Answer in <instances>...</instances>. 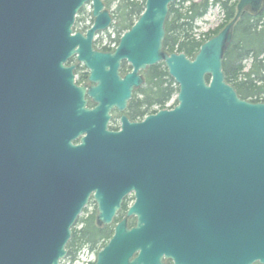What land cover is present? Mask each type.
I'll return each mask as SVG.
<instances>
[{"label": "water", "instance_id": "1", "mask_svg": "<svg viewBox=\"0 0 264 264\" xmlns=\"http://www.w3.org/2000/svg\"><path fill=\"white\" fill-rule=\"evenodd\" d=\"M176 1L145 0L116 50L101 53L95 37L113 23L103 0H0V264H61L92 193L110 225L132 190L127 218L138 225L120 223L95 264H264V103L242 100L223 64L238 21L264 0H240L194 59L164 51ZM88 4L94 24L74 34ZM75 56L89 89L64 65ZM159 63L178 104L109 131L111 112Z\"/></svg>", "mask_w": 264, "mask_h": 264}, {"label": "trees", "instance_id": "2", "mask_svg": "<svg viewBox=\"0 0 264 264\" xmlns=\"http://www.w3.org/2000/svg\"><path fill=\"white\" fill-rule=\"evenodd\" d=\"M238 2L239 0H199L198 2L177 0L170 6L166 21L164 50L169 54L183 53L188 58H195L201 46L217 36L235 18ZM104 3L112 12V29L117 33L119 44L124 33L132 28L145 11V0L142 2L104 0ZM215 6L223 10L225 24L206 34L201 40L194 39L192 32L195 23L203 19L211 7ZM82 13L83 11L80 14ZM80 21L78 19V22ZM77 25L78 23L76 28H78ZM102 50L111 51L106 47ZM247 61H251L248 70L245 66ZM223 64L226 82L236 90L242 100L264 103V9L257 16L247 13L239 20L235 26L233 41L225 53ZM143 75L146 79L144 91L147 92L150 87L152 97V102L146 108L153 109L154 113L168 108L170 102L178 95L179 87L170 77L165 65L163 63L155 65L143 72ZM175 104L177 105V101ZM113 235V227L99 228L94 224V216L85 217L84 215L72 229V239L67 246L66 260L74 261L84 247L99 252Z\"/></svg>", "mask_w": 264, "mask_h": 264}, {"label": "flooded vegetation", "instance_id": "3", "mask_svg": "<svg viewBox=\"0 0 264 264\" xmlns=\"http://www.w3.org/2000/svg\"><path fill=\"white\" fill-rule=\"evenodd\" d=\"M76 33H81L83 35H86L87 30L85 31H75ZM94 40L93 46L94 50L101 53H111V51H103L102 46L100 45V41ZM111 46L114 45L115 40L111 41ZM66 68L74 67V75L76 77L75 83L79 87H86L87 89L91 88L93 84L89 81L90 72L89 70L78 61L77 57H72L69 59L65 64ZM149 67L146 71H148ZM124 69V72H123ZM133 69L131 65L127 61H123L120 69V75L122 78L127 76L128 74L132 73ZM143 71V72H146ZM143 72H141V76L143 79V84L141 87L136 88L132 92L131 99L128 101L127 107L124 111H119L117 109H114L111 112V119L109 122L108 130L111 132H121L123 130V118H126V120L130 124H141L143 123L147 118L155 115L153 109L146 108V106L149 105V103L152 102L151 97V91L149 88L147 89V92L144 91L145 85H146V79L144 78ZM83 75V76H81ZM78 76V78H77ZM84 78V79H83ZM147 95V98H146ZM86 102L88 103L87 107L89 109H93L96 105L89 99L88 96L85 98ZM147 100V101H146ZM81 142L80 140L74 141V145H79ZM95 192L92 193V196L90 197L89 203L86 207V210L90 212L91 214L88 215V217L94 216V224L95 226L99 228L103 227H113L114 229L123 221L126 220L127 227L129 229L135 228L138 225L137 217L132 216L130 218H127L128 211L130 208H132L136 202H137V193L135 190H132L130 193H128L122 200L121 207L117 211L116 216L114 217L112 223L110 225H104L102 223H99L98 221V204L96 203L95 199ZM166 264H173L172 261H166Z\"/></svg>", "mask_w": 264, "mask_h": 264}, {"label": "rangeland", "instance_id": "4", "mask_svg": "<svg viewBox=\"0 0 264 264\" xmlns=\"http://www.w3.org/2000/svg\"><path fill=\"white\" fill-rule=\"evenodd\" d=\"M134 1L142 2V0H134ZM192 1L198 2L199 0H192ZM82 11L83 13L80 14L78 17L81 21L80 22L77 21L78 23L77 26L80 31H84L85 28L91 27L94 22L93 14H92L93 9H92L91 4L86 6ZM223 24H225V14L223 10L221 9V7L219 6L211 7L208 14L203 19H200L195 23V28L192 32L193 38L196 40H201L205 37L206 34H209L210 32L215 31ZM117 37L118 36L115 30L110 28L109 30L100 34L99 41H100V44L104 45L106 43H111V41L117 40ZM245 66H246V70H248L251 66V61H247L245 63ZM176 100H177V96L170 102L168 106L169 107L172 106V108H174V106L176 105L175 104ZM90 214H91L90 212L85 210L84 214L81 215L80 218L84 217V215L85 217H88V215ZM87 248L88 247H84L82 249V251L84 250L87 253H84V255L80 258V261L78 264H82V262L85 263V261H86L85 264H90L93 262V258L90 257L91 255L88 253ZM64 264H68V260L67 262H64Z\"/></svg>", "mask_w": 264, "mask_h": 264}, {"label": "built area", "instance_id": "5", "mask_svg": "<svg viewBox=\"0 0 264 264\" xmlns=\"http://www.w3.org/2000/svg\"><path fill=\"white\" fill-rule=\"evenodd\" d=\"M85 263H86V261H85ZM82 264H84V263L82 262Z\"/></svg>", "mask_w": 264, "mask_h": 264}, {"label": "bare ground", "instance_id": "6", "mask_svg": "<svg viewBox=\"0 0 264 264\" xmlns=\"http://www.w3.org/2000/svg\"><path fill=\"white\" fill-rule=\"evenodd\" d=\"M104 248H105V247H104ZM104 248H103V249H104Z\"/></svg>", "mask_w": 264, "mask_h": 264}]
</instances>
